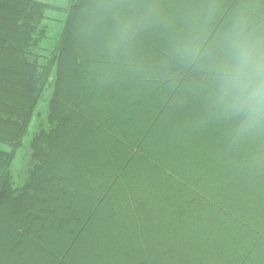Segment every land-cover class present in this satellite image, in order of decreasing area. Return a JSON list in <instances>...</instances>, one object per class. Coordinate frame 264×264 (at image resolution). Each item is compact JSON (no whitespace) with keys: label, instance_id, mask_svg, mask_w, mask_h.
Wrapping results in <instances>:
<instances>
[{"label":"trees","instance_id":"trees-1","mask_svg":"<svg viewBox=\"0 0 264 264\" xmlns=\"http://www.w3.org/2000/svg\"><path fill=\"white\" fill-rule=\"evenodd\" d=\"M48 7L38 0H0V144L21 141L54 75L46 120L31 143L28 179L16 185L0 156V264H199L213 256L225 264H253L244 249L234 255L225 245L231 241L215 251L205 249L208 239L195 251L192 246L201 234L217 237L213 225L231 230L228 238L242 227L253 234L248 246L262 242L264 249V137L234 135L243 111L257 113L264 125V0H69L60 36L45 53L40 42ZM250 61L252 74L243 67ZM232 78L237 88H225ZM224 104L237 105L228 110ZM133 124L146 126L135 135ZM151 131L154 149L145 143ZM238 150L244 159L233 163L240 167L254 150L260 155L252 158L246 183L230 189L236 170L216 159ZM66 155L86 156L85 170L66 169ZM212 178L218 187L208 184ZM140 182L155 187L154 209L153 193L143 200L133 195ZM222 195L232 204L239 196L241 205ZM211 213L218 217L210 222L204 216L203 231L201 217ZM113 214L136 222L149 217L131 231L143 237L147 224L155 245L149 248L144 238L132 252L118 246L122 237L109 236L111 250L97 245L101 237L85 248L88 225L101 216L103 225H117ZM81 216L76 229L73 218ZM102 224L95 226L99 233L106 232ZM121 229L129 234V227Z\"/></svg>","mask_w":264,"mask_h":264},{"label":"rangeland","instance_id":"rangeland-1","mask_svg":"<svg viewBox=\"0 0 264 264\" xmlns=\"http://www.w3.org/2000/svg\"><path fill=\"white\" fill-rule=\"evenodd\" d=\"M38 1H41V2L51 6V7H48L45 10V19L43 20V23H44V26L46 28V36L40 42L41 47L45 50L44 52L45 53H48V52L50 53V51L53 49L55 43L58 40V36H60V31H61V29L63 27L64 21H65L66 16H67V12H66L65 8L68 7L69 0H38ZM248 64L246 66H243L244 70L248 71L249 74H252L253 73V64H252L251 61ZM241 67L242 66H240L238 68L236 67L237 68V69H235L236 73L235 72L234 73L235 74L239 73L240 70H241ZM230 73L233 74V68L232 67H231V72ZM233 77H236V76L234 75ZM234 81H235V79L232 78V84H230L227 80H225V82H223V84H224L225 88H227V89L230 86L234 89V88H237V86H235V84L233 83ZM53 84H54V75L51 74L50 77H49V81L47 83V87H46V89H45L40 101L37 103V105H36V107L34 109L33 115H32V117H31V119L29 121V124H28V126H27V128H26V130H25V132H24V134L22 136V138H21V141H19L16 144L7 143V142L0 144V154H1L0 156H2L4 158V160L8 161V163H9V172L11 174L10 176H11V178L13 179V181H14V183L16 185L21 184L24 180L28 179V171H29V168L31 167V163H30L31 162L30 161L31 143H32V140H33V138L35 136V133H36L39 125L41 123H44V121L46 120V115H47V112H48L47 103H48V101H49V99L51 97ZM196 84L199 85L198 82ZM244 86L247 88V90H249L250 87H249L248 84H246ZM134 89H137V88H134ZM201 99H202V97H201ZM216 99H217V96H213V95L211 96V101H212L213 104L216 103ZM255 99H256V101H255V107L254 108L257 111L258 109H260V107H258V104H260V102H259V98H255ZM257 101H258V104H257ZM199 105H200V103H199ZM235 105H237V104H235ZM235 105L228 106L227 104H224V106L228 107L227 108L228 110H234ZM243 113H244V111H243ZM243 113L241 115H239L238 118H237V122L239 123L241 128L239 130L235 129L234 135L237 134V137H239V138L240 137L242 138V136H244L245 138H247V136L251 137V138L253 137L254 140L256 141L257 133L258 132H260V133L262 132L263 137H264V125L258 124V122H259L257 120V115L258 114L256 113V115L252 117V116H248L247 113H244V114ZM138 123H139L138 126H140V122H138ZM143 123L146 124L147 122L144 121ZM256 124H258V126H260V127L255 128L254 126ZM145 126L146 125L143 124V126H141L138 129L135 125L134 126L131 125L130 128L132 129L133 133H135V135H136L137 131H139V130L142 131ZM207 131H211V130H207ZM148 133H149V137H148L149 139L146 140L145 143L149 141L148 142V147H149V144H151L152 148L154 149L155 148L154 147L155 138H151V137H155V131L154 132L151 131V132H148ZM204 137L206 138V134H205ZM205 138L203 140H201L202 143L204 142ZM150 140H152V141H150ZM255 141H253L252 143H256ZM190 142L193 143V141L191 139H190ZM145 143L143 144V148L146 147ZM182 144L184 145V147H187V145H185V144H187V142L186 143L183 142ZM238 149H239V147H238ZM58 150L56 149V152ZM236 154L233 153V151H232L231 156H227L225 158L226 155H224V156L222 155L223 159L222 158L216 159V163L217 164H220V162L221 163L222 162H226V164L228 166H232L233 167L232 169L236 170V171H234L235 172L234 175H230L229 176V177H231V180H232L231 183L228 184V187L230 186L229 187L230 189H233V187H235V186L238 187L241 184H245L246 183V181L248 180L249 173L251 172L250 170H252V167L250 166L251 162H252V158L254 156H256V155H260L259 153L256 152V150H254L251 153V161L249 160V162H247L246 165H243V167H240V166H237V163H233V161H235V157H240L239 155H241L239 150L236 152ZM248 154H250L249 153V149H248ZM66 156H67L66 157V161H65V165H66L65 168L66 169L69 170V169L73 168L72 170L80 171L81 167H84L83 169L85 170V167L87 166V164H86V160H84V157H86V156L76 157V158H72L69 155H66ZM153 157L155 158V154H154ZM216 158H217V156H216ZM240 158L242 159L243 157L241 156ZM82 159L85 161L84 162L85 165L80 166L77 163H79ZM243 159H242V161H243ZM69 161H71V162H69ZM72 161H75L76 163H72ZM67 162H69V166L67 165L68 164ZM214 165H215V163H214ZM209 168H212V167L209 166ZM209 168H208V170H210V171L213 169V168L212 169H209ZM98 169L104 170V167H99ZM109 169H111V168H109ZM84 170H82V171H84ZM93 170L94 169H90L89 171L91 173H93ZM231 172L233 173V171H231ZM236 172H238V173H236ZM246 172H248V173H246ZM126 173L127 172H125V176H126ZM128 173H129V170H128ZM64 174H65V176L63 177V180H64L65 183H68V181H70L71 174L69 175L68 171L66 173H64ZM104 175L105 176H103V179L106 180V181L109 180L108 177H106L107 174H104ZM262 176L263 177H261V178L264 180V175H262ZM212 179L213 180H209L208 184L210 186L212 185V187H216V186L218 187V183H214L215 178H212ZM96 180L99 181V179H95V181ZM131 180H134V179H131ZM128 182H131V181H128ZM89 183H90V185H92L91 182H89ZM140 184H143V186H141V187L144 188L143 189L144 193H142L143 191L141 190V187H138V186H140ZM100 185L101 184H99L98 186H100ZM135 186H137V187H135ZM132 189L134 191H136V192H132L133 195H137L136 198H139V199L141 198L142 200H143V198L145 196L146 197L150 196L148 193H153L154 199H153V201H151V207L153 209L155 208V201H154L155 200V194H154L155 187H151V186L147 185L146 183L140 182V183H138L136 185L134 184V187ZM238 191H240V190H238ZM229 198L230 197H228L227 195H222L221 199H224V200H226V202L230 203V202H232V200H230ZM108 200L109 199H107L105 202H110ZM234 200H236V203L235 204L230 203V204L237 208V206H239V204H240L239 196L235 197ZM149 202H150V200H149ZM117 203L119 204V202H117ZM180 204H178V206H182L185 203H182L181 205ZM106 205H107V203H106ZM119 207H121L122 210H125L127 208V204L124 203V204L120 205ZM115 208L118 209V207H115ZM57 210H59V208ZM241 211H243V210H241ZM156 213L157 212H155L154 216L157 217ZM140 216H141V214H140ZM204 216H207L209 218L210 222H213V218H217L218 215L216 213H211V214H208V215H202L201 219L203 220V225H204V230L203 231H206L208 229H205L206 228V225H205L206 221H204V218H205ZM101 217H99V219L96 221L97 224H95V225L93 224L92 227L88 225L87 229H85V231L89 230L90 231L89 234H91V237L89 238L91 240L90 241H85V243L83 244V246L85 248L90 249L91 248L90 246H91L92 242H94L95 239L99 240L100 237H101V239H100L101 242L97 243V245H100L101 247H105L106 250L107 249L111 250L112 248L110 246L112 244V241H110V239H107V237H109V236H112V237L120 236V237H122V239L119 238V239L116 240L118 246L122 247V245H125L122 248H126L127 247V249H132L133 250L132 252H135L136 248L140 247V243L142 242V240H144V238H145L146 241L148 240L147 241V245L150 246L149 248H151L153 245H155V235H154L155 231H150L149 232V227L147 226V224L146 225L143 224V226L145 227V231L142 232L143 237L141 235L139 236V234H138L139 232L138 231H131L132 228H137V223L140 224V226H141L142 225V221L144 223V221H147V219L149 217L139 218V221L136 219L137 220V222H136L135 220L133 221L131 219H126V218L119 217L118 214H113L112 217H110V220H112L113 224L115 223L117 225H103L102 223L105 222V220H104L105 217H102V218ZM251 217L255 220L254 222H259L260 221V219L256 216V213L251 214ZM76 218L77 217L73 218V220H74L73 223H74V226H76L75 228L77 229L81 225V222H82L81 220L85 219V216H81L80 219H78V218L76 219ZM107 221L108 220L106 219V223H107ZM260 223L262 225H264L263 221H261ZM100 224H102V225L99 226V228H100L99 230L106 231V232H100L99 233V231H97L96 227H97V225H100ZM118 226H121L123 228L124 227H129L130 230L127 231L129 234L123 235L124 231H122L121 227H118ZM211 227L212 228H210V229H212V232L215 231V233H216L215 235H218V236L214 238L210 234H208L206 236L204 234H201L200 237L198 236V239H197L198 242L195 241L193 246H192V247H194L193 251H195V249L199 247L200 239H201V241L204 244L207 242L206 241L207 239L208 240H212V242L209 243L210 244L209 246L205 245L206 246L205 249L206 250H213V251H215V249L217 247L221 248L222 245L224 246V243L226 241L227 242L231 241V244H225V245L227 247L231 246V249L234 250L233 251L234 255H236V252H238V254H239V252L243 253L242 249H244L245 252L248 255V258L251 259L250 260L251 263H253V264H264V256L262 257V255H264V249H263V247H261L262 242H261L260 246L258 245V248H253V250L251 249L252 247H249L250 245L248 246L250 241L253 240V234L250 231H247L246 229H243L242 227H240L238 230H234L235 232L233 234H235V236H233L232 238H228V236H227L228 233H226V232H230L231 230L226 229V228L222 229V227L221 228H219V227L218 228L217 227L213 228V225H211ZM78 230L80 231V229H78ZM197 231H199V227H197ZM53 237H54L53 238V241H54L56 236L54 235ZM82 238H83V236H82ZM248 240H250V241H248ZM81 241L79 243V247H77L78 250H79V248L82 245ZM135 244H137V245H135ZM173 244H174V242H173ZM97 245H95L94 247H96ZM77 249H75V250H77ZM98 249H99V246L96 247V250H98ZM120 250L122 251L123 249H120ZM76 252H77L76 253L77 256H75V258L79 257L78 251H76ZM121 256L122 255H120V254H119V256L116 255L115 260L122 259L123 256L122 257ZM80 258L78 260L79 263H81V261H82ZM128 258L131 259V257H128ZM213 258L208 259V260H205V258H204V260L203 259L201 260V258H200L198 260V263L199 264H225L224 261L216 262L218 260V257L213 256ZM88 262L89 261L86 260L84 262V264L85 263L88 264ZM97 263H99V262L98 261H94V262H90L89 264H97ZM100 263L101 264H105V262H102V261ZM127 263H129V261H127ZM127 263H125V264H127Z\"/></svg>","mask_w":264,"mask_h":264},{"label":"clouds","instance_id":"clouds-1","mask_svg":"<svg viewBox=\"0 0 264 264\" xmlns=\"http://www.w3.org/2000/svg\"><path fill=\"white\" fill-rule=\"evenodd\" d=\"M256 96L259 97L260 96V90L258 89L256 92Z\"/></svg>","mask_w":264,"mask_h":264},{"label":"bare ground","instance_id":"bare-ground-1","mask_svg":"<svg viewBox=\"0 0 264 264\" xmlns=\"http://www.w3.org/2000/svg\"><path fill=\"white\" fill-rule=\"evenodd\" d=\"M151 138H155V137H151ZM150 141H152V140H150ZM154 142V141H153ZM100 249V248H99Z\"/></svg>","mask_w":264,"mask_h":264}]
</instances>
